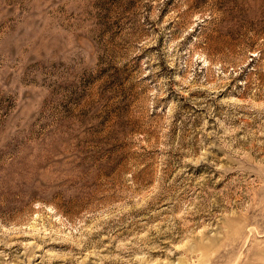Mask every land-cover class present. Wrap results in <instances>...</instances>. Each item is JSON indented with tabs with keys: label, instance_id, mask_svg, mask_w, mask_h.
Listing matches in <instances>:
<instances>
[{
	"label": "rangeland",
	"instance_id": "obj_1",
	"mask_svg": "<svg viewBox=\"0 0 264 264\" xmlns=\"http://www.w3.org/2000/svg\"><path fill=\"white\" fill-rule=\"evenodd\" d=\"M0 264H264V0H0Z\"/></svg>",
	"mask_w": 264,
	"mask_h": 264
}]
</instances>
